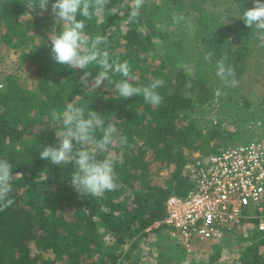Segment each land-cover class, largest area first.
Masks as SVG:
<instances>
[{
	"label": "trees",
	"instance_id": "16d2710c",
	"mask_svg": "<svg viewBox=\"0 0 264 264\" xmlns=\"http://www.w3.org/2000/svg\"><path fill=\"white\" fill-rule=\"evenodd\" d=\"M25 1L0 0V44L19 49L24 61L34 68L36 85L34 89L25 87L20 77L1 63L0 56L4 84L0 91V159L13 165L14 175L9 194L14 204L0 212V264H53L56 259L64 264H122L121 257L140 264L139 245L149 229L166 217L168 197L185 196L192 189L184 170L189 155L195 151L218 154L254 138L238 141L221 122L210 129L198 128L192 121L177 125L181 114L192 107L188 76L171 70L157 55L145 7L150 2L178 5L184 0H146L132 24L124 23L131 0L125 7L121 6L124 0H111L106 10L117 6L115 15L104 11L85 21L90 36H106L108 43L100 47L109 52L110 61L129 62L136 77L130 81L133 86L143 87L157 78L165 81L158 89L163 97L158 106L146 103L142 96L119 97L114 84L123 79L119 74L110 73V79L95 88L91 79L99 68L85 69L91 77L82 83L84 70L56 64L50 39L39 31L40 21L49 19L37 17ZM25 45L29 50L22 52ZM157 58L159 63L154 65ZM70 103L83 107L85 116L89 110L97 112L105 126L112 123L118 136L127 137L126 145L114 143L97 157L118 155L112 157L117 187L100 198L77 194L70 182L72 164L56 166L39 156L44 146L57 143L55 132L62 129L59 121H53L58 124L56 129L42 128V121L52 119L53 110L62 114ZM95 135L99 139L101 134L97 130ZM170 165L175 167L171 178L165 184L157 182L155 178ZM17 173L22 176H15ZM105 235L113 241L108 250H103ZM33 245L48 259L40 258V253L32 255ZM125 246L128 249L122 251ZM237 264H264V234L255 236Z\"/></svg>",
	"mask_w": 264,
	"mask_h": 264
},
{
	"label": "rangeland",
	"instance_id": "374dc122",
	"mask_svg": "<svg viewBox=\"0 0 264 264\" xmlns=\"http://www.w3.org/2000/svg\"><path fill=\"white\" fill-rule=\"evenodd\" d=\"M54 2L49 0L46 11L38 7L30 9L40 19H49L40 21L39 30L49 39L52 32L62 31L63 22L57 23L51 11ZM25 3L28 5L29 0ZM128 3L129 0H124L121 6ZM252 7L253 0H184L178 5L156 1L146 5L148 30L157 55L171 70L178 69L188 76L187 93L192 99V107L181 114L178 126L192 121L198 128L210 129L221 122L223 128L237 135L238 141L252 137L264 139V47L260 46L255 30L248 28L240 18L244 10ZM181 14L185 19L173 23V16ZM29 33L33 34L32 31ZM24 47L22 52L29 50L26 45ZM18 50L2 48L0 44L1 63L18 75L25 87L34 89V68L24 61ZM209 51L214 55L211 62H206L204 57ZM225 54L226 63L235 69L238 84L234 87L225 86L216 76V61ZM159 58L154 65H158ZM0 85H4L1 78ZM57 125L48 117L41 123L42 128L56 129ZM110 156L118 158L116 154ZM174 170V165H170L155 180L165 184ZM253 216L257 214L253 213ZM260 222L264 223V210L257 222L248 223L244 230L220 241L198 244L190 252L170 237L168 228L155 224L139 245L140 264H237L253 244L255 236L264 234L259 228ZM100 231L105 233L106 230L100 227ZM104 241L103 250H108L113 241L106 235ZM127 249L125 246L122 251ZM39 253L40 258L48 259L43 250L33 245L32 255ZM120 262L130 264L123 257ZM64 263V260L56 259L53 264Z\"/></svg>",
	"mask_w": 264,
	"mask_h": 264
},
{
	"label": "clouds",
	"instance_id": "9594fccd",
	"mask_svg": "<svg viewBox=\"0 0 264 264\" xmlns=\"http://www.w3.org/2000/svg\"><path fill=\"white\" fill-rule=\"evenodd\" d=\"M111 0H55L51 5L52 14L57 23H62V31L51 33V57L56 64L67 66L72 69L84 70L81 82H89L91 73L85 71L90 66L99 68L98 73L91 79L95 88L110 79V73L119 74L123 79L114 81L115 90L119 97L128 99L133 96H142L143 100L158 106L163 97L158 89L165 84L163 79H153L146 86H133L130 81L136 79L128 61L113 59L110 54L102 49L101 45L108 43L106 36H90L86 31V20H91L96 14L108 11L115 15L117 6L106 10ZM49 0H29L27 7L47 10ZM146 0H131L126 24L135 23L145 6ZM81 19H77V17ZM240 18L244 24L254 29L260 46L264 47V0H253V7L244 10ZM181 15L173 16V23L183 21ZM214 53L209 51L204 59L211 62ZM227 54L216 61V76L227 87L238 84L235 69L226 63ZM3 85H0L2 88ZM53 121H59L62 129L55 132L57 143L47 145L39 152L40 159L48 160L52 165L61 166L72 164L71 186L80 197L100 198L105 192L114 191L117 187V174L115 161L111 156L98 159L108 151L110 145L119 143L127 144V137L117 135L114 124L105 126L104 118L95 111L89 110L85 116V109L70 103L63 113L53 110L51 113ZM97 130L100 138L95 135ZM15 176H22L17 173ZM13 165L6 159H0V212L5 211L14 204L10 198L13 180Z\"/></svg>",
	"mask_w": 264,
	"mask_h": 264
},
{
	"label": "built area",
	"instance_id": "2783aa9c",
	"mask_svg": "<svg viewBox=\"0 0 264 264\" xmlns=\"http://www.w3.org/2000/svg\"><path fill=\"white\" fill-rule=\"evenodd\" d=\"M184 170L192 189L171 194L156 225L186 251L245 229L264 210V139L229 146L218 154L192 152ZM256 213L257 216H253ZM259 228L264 230V223Z\"/></svg>",
	"mask_w": 264,
	"mask_h": 264
},
{
	"label": "crops",
	"instance_id": "0c3cea01",
	"mask_svg": "<svg viewBox=\"0 0 264 264\" xmlns=\"http://www.w3.org/2000/svg\"><path fill=\"white\" fill-rule=\"evenodd\" d=\"M224 238H229V236H227V237H224Z\"/></svg>",
	"mask_w": 264,
	"mask_h": 264
}]
</instances>
